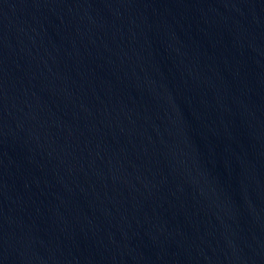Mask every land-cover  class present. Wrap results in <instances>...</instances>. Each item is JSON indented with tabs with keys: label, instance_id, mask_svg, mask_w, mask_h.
Instances as JSON below:
<instances>
[{
	"label": "water",
	"instance_id": "1",
	"mask_svg": "<svg viewBox=\"0 0 264 264\" xmlns=\"http://www.w3.org/2000/svg\"><path fill=\"white\" fill-rule=\"evenodd\" d=\"M0 264H264V0H0Z\"/></svg>",
	"mask_w": 264,
	"mask_h": 264
}]
</instances>
